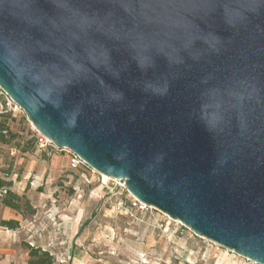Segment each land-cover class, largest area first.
<instances>
[{"label":"water","instance_id":"1","mask_svg":"<svg viewBox=\"0 0 264 264\" xmlns=\"http://www.w3.org/2000/svg\"><path fill=\"white\" fill-rule=\"evenodd\" d=\"M0 87L56 148L264 264V0H0Z\"/></svg>","mask_w":264,"mask_h":264},{"label":"rangeland","instance_id":"2","mask_svg":"<svg viewBox=\"0 0 264 264\" xmlns=\"http://www.w3.org/2000/svg\"><path fill=\"white\" fill-rule=\"evenodd\" d=\"M31 128L17 119V136L2 150L14 174L12 192L30 205L18 213L0 203V222H19L16 230L0 226V264H28L26 244L49 251L55 264H255L154 207H134L120 180L71 168L66 152L37 150Z\"/></svg>","mask_w":264,"mask_h":264},{"label":"built area","instance_id":"3","mask_svg":"<svg viewBox=\"0 0 264 264\" xmlns=\"http://www.w3.org/2000/svg\"><path fill=\"white\" fill-rule=\"evenodd\" d=\"M19 118H25L28 123L31 125V136L29 141H31L37 150L43 151L48 148L60 150L54 146V144L45 136H43L28 120L24 111L13 101V99L0 87V125L4 124L5 128L1 132L2 135L9 137L12 132V126L14 122ZM12 142V141H11ZM10 142V143H11ZM9 143V144H10ZM9 144L0 143V181L3 182H15L14 174L11 171L10 174H7L6 171L11 170V165L5 166L2 159V150L9 146ZM68 154L69 165L73 169L87 166V164L76 154L70 150L64 149L60 150ZM17 150L13 147L9 148V158L12 159L16 156ZM12 190V187L7 185L0 186V203L2 204L3 199L9 194V191ZM134 207L144 209L148 206L141 203L138 199L135 198Z\"/></svg>","mask_w":264,"mask_h":264},{"label":"trees","instance_id":"4","mask_svg":"<svg viewBox=\"0 0 264 264\" xmlns=\"http://www.w3.org/2000/svg\"><path fill=\"white\" fill-rule=\"evenodd\" d=\"M5 125H0V143L2 144H9L11 141H13L17 134L10 133L9 137H6L2 135V131L4 130ZM7 174L11 173V170L6 171ZM7 185L8 187H12V182H3L0 181V186ZM2 204L4 207L14 210L18 213L23 212V207L28 206L29 203L27 201L23 202V198L19 197L18 195L14 194L11 191H9V194L3 199ZM0 226L4 227L9 230H16L19 228V222L15 220H2L0 222ZM28 253H29V261L28 264H55V259L51 255L49 251L44 250L43 248L39 246H32L30 244L25 245Z\"/></svg>","mask_w":264,"mask_h":264},{"label":"crops","instance_id":"5","mask_svg":"<svg viewBox=\"0 0 264 264\" xmlns=\"http://www.w3.org/2000/svg\"><path fill=\"white\" fill-rule=\"evenodd\" d=\"M57 161H62V160H60V158H59V159L57 158ZM5 209H6V210H10V209H8V208H6V207H5Z\"/></svg>","mask_w":264,"mask_h":264},{"label":"bare ground","instance_id":"6","mask_svg":"<svg viewBox=\"0 0 264 264\" xmlns=\"http://www.w3.org/2000/svg\"><path fill=\"white\" fill-rule=\"evenodd\" d=\"M104 177H107V176H104ZM108 178V177H107Z\"/></svg>","mask_w":264,"mask_h":264}]
</instances>
